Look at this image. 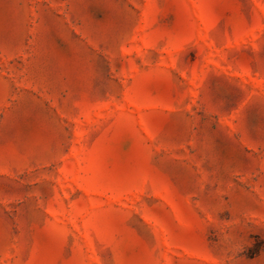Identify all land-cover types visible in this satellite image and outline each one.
Listing matches in <instances>:
<instances>
[{"label":"rangeland","instance_id":"obj_1","mask_svg":"<svg viewBox=\"0 0 264 264\" xmlns=\"http://www.w3.org/2000/svg\"><path fill=\"white\" fill-rule=\"evenodd\" d=\"M0 264H264V0H0Z\"/></svg>","mask_w":264,"mask_h":264}]
</instances>
